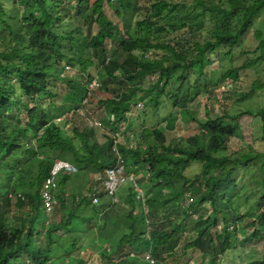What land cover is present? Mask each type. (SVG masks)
<instances>
[{"label": "trees", "instance_id": "obj_1", "mask_svg": "<svg viewBox=\"0 0 264 264\" xmlns=\"http://www.w3.org/2000/svg\"><path fill=\"white\" fill-rule=\"evenodd\" d=\"M107 7L122 27L109 17ZM263 13L264 0H0V264H66V256L55 253L56 235L77 234L72 248L80 252L98 236L96 219L99 222L101 215L108 224L117 215L116 207L125 204L132 208L127 214L130 226L116 250H101V264H140L131 256L147 251L157 261L163 260L183 241L179 232L183 227L165 207L179 203L186 193L193 197L192 188L196 199L186 207L187 216L194 217L195 202L200 207L208 203L211 215L195 218L199 221L194 220L179 262L190 264L186 260L190 251L213 264L214 255L221 259L237 248L239 240L243 245L250 238L260 239L264 235V152L234 150L240 128L233 121L255 114L264 120V110L236 115L227 111L221 117L196 120L188 105L217 88L220 67H215L219 59L215 57L225 51L231 59ZM80 28L85 33L82 41L72 35ZM257 36L260 43L254 53L258 56L249 57L239 68L224 70L221 78H232L264 61V33ZM67 67L77 69L84 81L62 76ZM93 68L97 76L90 72ZM147 75L156 76L157 93L148 106L158 108L161 97L167 95L200 126L197 135L182 141L167 143L162 131L147 129L142 135L146 148L119 144L129 170L137 165L146 171L138 174L137 183L155 216L152 221L130 183L124 200L117 197L122 186L112 194L101 178L95 190L75 183L79 176L87 180L91 173L104 175L117 165L113 146L118 126L134 107L144 109L137 104L152 93L144 88ZM96 78L97 88L111 96L97 102L104 117L96 120L112 130L105 144L99 143L96 131L103 128L88 122L95 117H86L87 124L81 128L73 118L64 123L50 121L40 105H26L22 121L24 99L33 103L45 95L55 107L82 106L86 99L89 104L96 96H88L89 85ZM261 88L264 85L256 83L241 97ZM74 109L78 113L79 108ZM125 132L126 128L122 135ZM58 159L69 161L77 171L61 173L51 216L45 209L43 184ZM259 159L262 166L257 171L252 167ZM195 162H202V175L189 179L185 171ZM241 168H249L247 182L237 180ZM248 185L254 208L244 212L247 198L241 197ZM12 202H16L15 211L10 215ZM247 218L253 220L252 232L240 239ZM249 264H264V258Z\"/></svg>", "mask_w": 264, "mask_h": 264}, {"label": "rangeland", "instance_id": "obj_2", "mask_svg": "<svg viewBox=\"0 0 264 264\" xmlns=\"http://www.w3.org/2000/svg\"><path fill=\"white\" fill-rule=\"evenodd\" d=\"M106 13L110 18L115 20V22L118 23L120 27L123 26V24L118 19V17H116L111 8L107 7ZM208 26H210L209 23ZM258 32L264 33V13L255 20V26L250 32L245 35V39L243 40L242 45L233 50L231 59L224 55L223 52L225 51H222L217 55V57H215V59L219 58L216 61L215 67H220L215 77V79L218 80V84L216 86L217 88L210 93H204L200 95L199 97H197V100L191 102L188 105L196 120H205L208 116L212 118L221 117L227 111H230L232 115H236L245 113V111H254V113H256L258 111L264 110V88L257 89L253 94H249L248 97H241V94H243L244 92H250L256 85V83L259 85H264V61L260 62L256 67L236 72L232 78H221L224 70L239 68L247 61L249 57L252 58L258 56L259 53H254L260 43V40L257 36ZM72 35L78 37L79 41H82L84 39L85 33L83 32V29L80 28L73 31ZM148 56L150 57L149 59L152 58L151 53H148ZM90 72L93 75L97 76V72L94 68L91 69ZM63 74L64 72L62 73V75ZM66 77L76 79L78 82L84 81L83 75H81V73L77 69H71L70 71H68L66 73ZM154 81H156L155 75H147L144 82V88L146 89V91H151L152 93L146 94V98L140 101L142 104L145 103L144 109L140 111L136 110L134 107L129 113H126L125 115L126 120L123 122L122 126L124 125V127L126 128V132L121 136L118 142V144L123 147L129 149H139L141 147L146 148L147 145L145 144V140L142 135L144 134L143 132L147 129H159L160 131H162L166 137L167 143L188 139L192 136L197 135L200 131V126L198 125L197 121L195 119H192L185 110L175 107L172 101L169 100V97L167 95H163L161 97L160 105L158 108L147 105L148 101L157 96L156 89L153 85ZM212 87L213 86H211L210 88ZM95 91L93 93H95L96 96L93 98L92 102H90L89 104L88 102H86L84 106L61 104L55 107L52 106L51 101L45 95H41L40 97H38L37 102L33 103L28 99H24V105L21 106V109L23 110V112L21 113V119L23 122H25L24 111L26 105L31 107L40 105L41 109H44L48 112L50 121H59L64 123L68 119L73 118V123L83 128L87 124L86 117H95V120L96 118L101 119L102 117H104L103 112L98 111L99 107L97 105V102L100 100V98H111V96L102 89L96 88ZM142 95L143 94L139 95V97ZM75 107L79 108L78 113L75 112ZM90 121L88 119L89 124ZM233 124L239 126L240 128L237 130L238 138H235L233 142L234 150H236L237 152L240 151L239 154H246L251 151H253L255 154L264 152V120L261 116L256 114L245 115L240 120L233 121ZM118 127H121V125H119ZM101 128L103 129L96 131L98 133L99 143L103 145L107 140V136H110L109 133L112 132V130L108 127H103V125L101 126ZM71 129L72 127L68 128L67 131L70 132ZM103 160L104 159H102V161ZM261 166L262 160L259 159L258 161H256V166L252 168L258 171ZM127 168L129 169V167ZM248 169H240L239 175L237 176L238 181L243 180L244 182H247V178L249 176ZM202 172V162H195L192 163L191 166L185 171V174L189 179H193L194 177H200L202 175ZM145 173L146 171L144 172L142 166L136 165L130 167V171L126 175L129 176L130 174H132L137 178L139 176L138 174L142 175ZM147 175L148 174H146V176ZM102 177L103 175H101L100 173L93 172L89 175L87 180L83 176H79L78 180L75 181V183L76 185H85L88 189L95 190L98 184L97 181ZM250 188L251 187L248 185L246 187L244 195L241 197V199H244L245 197L247 198V203L242 207L244 212L254 208L253 202L255 198L254 196H252L253 193L251 192ZM256 188L259 189V186H257ZM121 189L122 190L120 191V193H117V197L118 199L120 198L124 200L128 194V183H125ZM191 192L193 194V197L191 196L192 198H188V194L186 193V196H184L179 203H171L170 205L165 207L167 214L172 218V220L183 227V229L179 231L182 234L181 240L183 241H181L182 243H180L179 248L172 249L166 257L164 256L163 260L158 259L157 262L159 264H182V262H179L178 259L181 256L182 251L185 250L184 241H188L192 235L191 229L195 223L194 220H198L195 218L202 214L207 219L211 215V209L208 203L200 207L195 202L192 208L195 212L194 217L192 216V218H189L187 216L188 210L186 209V207H188V205L191 203V199H196L195 191L193 188ZM106 200H109V198H106ZM227 200H230L228 196ZM15 204L16 202H12V206L9 211L10 215H12L15 211ZM71 206L72 205L69 200L68 208H71ZM131 209V206L126 204L123 205V208L116 207L117 211H115L117 212V215H115L114 213L110 217L112 219L108 221V224L105 223V220H103V216L101 217L100 215V217L98 218L99 222L96 219L98 236L95 237V239H91L88 246L86 242V249L80 250V252H77L76 250L74 252L72 248L74 242L73 236L79 237L77 234H57L56 243L54 245L56 255L58 257L66 256V264H101V250H116L121 237H123L124 231H128L130 221L127 217V214ZM49 214L51 215V213ZM88 214L90 215L91 212L88 211ZM119 214L120 216H118ZM148 216L150 221L155 218L151 209L148 211ZM218 218L221 220L220 214L218 215ZM57 219H60V217ZM252 221L253 220L251 218H247L244 221L242 225V227H244V231H241L239 235L240 239L252 232ZM91 223V226H93L95 221L94 223ZM221 226L222 224L218 226L219 233L221 231ZM173 228L174 227H170L169 230H172ZM150 236L151 234L148 233L146 237L150 238ZM145 253L146 252L142 254L135 253V255L133 254L131 256L132 259L130 260L133 261L137 259L140 264H148L145 261L146 255L152 253V255L154 256V254L150 251H147V254ZM214 256L215 258L213 259V264H217L220 258L219 256ZM263 258L264 235L260 239L250 238L249 241L243 245L239 240L237 248L228 251L221 258V264H249L252 261L262 260ZM188 259L191 260L190 264H209V258L207 257L203 261H201L202 258H200V254H198V252H191L190 255V251H188L186 260Z\"/></svg>", "mask_w": 264, "mask_h": 264}, {"label": "built area", "instance_id": "obj_3", "mask_svg": "<svg viewBox=\"0 0 264 264\" xmlns=\"http://www.w3.org/2000/svg\"><path fill=\"white\" fill-rule=\"evenodd\" d=\"M70 70H71V68L67 67L62 76H66V73ZM98 85H99V82H98L97 78L94 79L90 83L89 93H88L89 97L92 95V93L95 91V89L97 88ZM86 102H88L87 99L84 100L82 105L84 106V104ZM137 106L139 109L144 108V104H142V103L137 104ZM90 126H92L94 128L95 127H101L102 123L100 121L98 122L97 120H95V121L91 120ZM118 129H119V131H118V133H116L117 139H116L115 144L113 146V151L116 152V154L118 155L117 165L111 169H107L101 179L104 182L105 187L112 194L117 192V189H119L125 183H130L131 185H133L134 191L137 194V199L142 203L143 208H144V212L146 214H148L149 207L146 203V197H145V193H144L143 189L137 183L136 178L132 174H130L129 176L126 175L127 174V165L124 164V159L121 155V152L119 150V144H118L119 139L121 138V135L125 130V127H124V125L123 126L121 125V127H118ZM63 171L76 172L77 168L72 163H70L69 161L57 160L51 169L50 176L45 180V182L43 184V199H44V203H45V209L48 213H52L54 206L56 205V201L54 198V191L57 188L58 179H59V177ZM188 198H192L191 194H190V196L188 194ZM192 201L193 200L191 199V202ZM145 261L148 264H159L157 262V259L152 255V253H149L148 255H146Z\"/></svg>", "mask_w": 264, "mask_h": 264}, {"label": "clouds", "instance_id": "obj_4", "mask_svg": "<svg viewBox=\"0 0 264 264\" xmlns=\"http://www.w3.org/2000/svg\"><path fill=\"white\" fill-rule=\"evenodd\" d=\"M58 160H62V159H58ZM65 161H67V160H65ZM56 162V161H55ZM54 165V164H53ZM128 167V166H127ZM130 170L127 168V173L129 172ZM136 178V177H135ZM136 180H137V178H136ZM124 185V184H123ZM122 185V186H123ZM140 185V184H139ZM141 186V185H140ZM142 188V187H141ZM144 191V190H143ZM145 193V192H144Z\"/></svg>", "mask_w": 264, "mask_h": 264}, {"label": "crops", "instance_id": "obj_5", "mask_svg": "<svg viewBox=\"0 0 264 264\" xmlns=\"http://www.w3.org/2000/svg\"><path fill=\"white\" fill-rule=\"evenodd\" d=\"M149 233H150V232H149ZM218 262H219V263H221V259H220V260H218Z\"/></svg>", "mask_w": 264, "mask_h": 264}]
</instances>
